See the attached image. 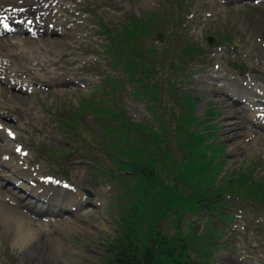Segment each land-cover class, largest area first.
Wrapping results in <instances>:
<instances>
[{"label": "rangeland", "instance_id": "1", "mask_svg": "<svg viewBox=\"0 0 264 264\" xmlns=\"http://www.w3.org/2000/svg\"><path fill=\"white\" fill-rule=\"evenodd\" d=\"M104 1L73 0L70 10H61L67 14L63 16H68V26H72L76 30L77 36L78 32L82 30L80 28L82 22L89 24L94 22L98 24L101 21L109 26L114 34H117L119 31H123L121 24L131 19L142 21L152 14L164 17L162 10L164 0H106V3H103ZM69 2L70 0H68ZM106 7L110 11L108 9L105 10ZM184 8H186V5H184ZM247 15L250 17L252 13H247ZM130 16L131 18H129ZM165 23L167 26L170 24L168 19H166ZM167 26H165L166 29L168 28ZM243 27H246L245 23H241L233 18L230 21L225 17L212 26V30L219 34L231 30L235 38L230 42V45L237 44L238 40H240L239 44L243 45V52L241 54H237V46L234 50L229 47L227 51L220 52L225 54L223 62H219L214 57H206L207 60L203 62L202 75H198L192 71L195 68H200L202 64L199 58H192V62L188 65L187 69L189 77L186 71L183 74L178 73V78L174 80L172 77L162 79L164 74L160 77L161 113L163 114L167 129L170 132L173 131V133L167 134L166 138L172 140L173 135L176 134L174 130L182 132L178 134V138L174 137V142L177 141L179 143L177 146L173 141L167 146V150H171L174 156L171 153H162L160 147L159 180L166 185L168 182L174 181L183 170V152L181 151L180 144L187 145L188 139L191 137L189 132L184 131L180 127L183 123H187V116L191 118L190 114L185 112L184 106L181 104L184 103L180 99L182 97L177 96V94L180 96L184 93L196 100L197 106L194 114L198 115L200 120L204 119L206 110L213 109L216 112V115L212 119L213 125H215L214 129L209 133L210 136L207 137L204 144H201L200 140H196L192 147H185L184 151L189 159L194 160L195 155H199L200 158L209 155L216 156L214 150L216 148L215 143H217L220 144L219 148L221 151L216 157L218 159L219 157L221 158L219 159V163H221L224 172L243 171L247 167L254 165L256 169L255 175L257 174L259 178H264V133L253 129L245 122L244 126L240 129L241 138L239 137L237 140L240 142V146L242 143L243 147L238 146L235 141L236 138H229L228 135L230 133L224 132V124L233 121L231 117H227V111L230 110H227L225 105L219 100V97L209 90L210 85H205L200 79V76H205L207 73L209 76L217 74L218 78L225 80L237 78L241 83L247 82V79L249 78L250 80V77H252L251 86L256 84L264 87V58L261 61H257V58L246 59L247 52L251 53V51L259 50V45L255 43L254 36L248 37V34L246 36L243 35V33L249 32L244 31ZM67 33L69 32L67 31ZM74 33L72 34L74 35ZM62 37L65 45L61 47V50L66 53L72 52L76 56V51L80 52L79 48L76 49V43L79 42L80 44L85 39L83 35L81 37L78 36L76 41L68 35ZM163 37L165 38V35ZM84 41L85 44H88L90 54L93 53L97 56L101 51L103 53L101 57L107 59L110 63L109 54H105L107 50L103 47L106 44V39L103 36L93 33V35L88 36ZM153 41L154 39H151V43ZM173 44L175 43L173 42ZM230 51L232 52V56H230ZM208 61L209 63L205 64ZM241 63H243L242 69L235 68ZM99 65L95 64L93 69H97ZM102 65L104 69L108 70L106 62H103ZM217 66L220 67V70L216 73L215 69ZM98 68L103 70V68ZM115 73L117 74L116 76L119 75L118 77L121 81L123 80L126 83V76H123L122 69L117 68L113 74ZM168 74L169 72H167ZM169 78L171 79L170 83L166 81ZM239 86L241 87V85ZM81 90L85 92L81 95L87 98L86 102L95 101L99 103L102 100L103 104H108L105 102L106 96H103L104 94L100 95V99L93 89L89 88L88 83L78 89L77 87L69 86L67 88L56 89L55 91L33 87L32 91L27 90L19 94L7 89L9 93L6 98L9 97L14 102V104L11 102L12 107L18 110L15 117H18L24 123L33 121L31 125L18 130V133L22 134L18 135L20 138L14 140L13 144L23 142L26 145L25 150L29 154L27 160L30 162L34 161L32 163L34 166L43 164L44 172L50 170L49 174H53L52 176H55L56 179L70 181L74 187L76 186V191L82 194H85L87 191L90 192L93 199L96 200V206L87 212L81 210L77 214L54 219V225L51 228H46V230L41 229L40 221H32L30 227L34 231L33 236L29 238L28 231L26 230L27 232L24 231L23 236L17 239L14 227L5 221V217L7 214L14 216L25 215L21 209L17 210L18 207L12 201H1L0 264H115L113 258L116 251L112 247L117 242H120V236L123 234V228L120 223L124 213L120 205L115 204V195L119 194V189L117 188L118 191L115 189L114 182L111 180L115 177L114 174L102 177L99 175L94 176V173L90 171L91 167L94 166V163H92L94 159H98L102 163V168H100L102 171L104 169L113 171V166L101 149L91 154L84 152L81 149L80 138L71 139L67 134V128L65 126L59 127V123L55 121L56 117L54 116L64 117L65 114L62 110H65L67 113L75 111V107L81 102V99L78 97ZM115 94L120 95L115 90V85H113L110 90L108 89L106 95L114 96ZM130 104L126 99L120 102V105L126 108H132ZM136 109L140 110L139 108ZM125 115L128 116L126 112ZM134 115L135 119L142 116L138 111ZM34 116H40V118L33 119ZM28 117L32 120L26 121ZM82 118L83 120H87L90 118V115H83ZM174 119L177 124L180 122L178 126H176ZM137 122L144 124L147 121L138 120ZM5 123L9 124V127L14 128L13 125H15L16 121L4 122V126L6 125ZM203 130L199 128L200 132H203ZM97 135L101 136V133ZM142 139L132 138L130 144L133 146L135 140L140 142ZM151 139L153 140L154 138L150 137L149 140ZM92 142L96 144L97 148L100 145L99 142H95L94 140ZM142 155L144 156V154ZM84 157H88L89 160L79 161V159ZM132 157L133 152L130 158ZM171 159H173L174 163ZM66 170L69 172V179L68 177L66 179L62 173V171ZM125 176H128L127 173ZM124 187L126 189L129 188L127 185ZM130 201H132V198L120 201V204L128 205ZM235 208H240L245 218L244 220H249L251 223L246 227L243 222L242 225L238 224V231L233 233L235 236L233 238L235 252L220 250L216 254V264H264V211L246 209L242 203H237ZM198 221L201 223L200 230L203 224L202 220ZM261 224L263 225V229H259ZM161 227L164 234L172 233V228L168 224H162ZM55 239H60L59 246L53 243ZM172 242L170 241L167 245ZM197 250L198 248H195L194 252L190 254L194 260L200 254Z\"/></svg>", "mask_w": 264, "mask_h": 264}, {"label": "bare ground", "instance_id": "2", "mask_svg": "<svg viewBox=\"0 0 264 264\" xmlns=\"http://www.w3.org/2000/svg\"><path fill=\"white\" fill-rule=\"evenodd\" d=\"M10 1L14 2L15 4L21 5L20 2L28 3L31 0H10ZM34 1L35 0H32V2H34ZM47 1H49V0H47ZM52 1L53 0H51V2ZM36 3H38L37 6L45 4L44 0H39V2L36 1ZM50 6H48V9H45V10L42 9L45 13L42 14V16H41V23L42 24H39V27H38L39 30H40V33L38 34V36H40V38H42L43 41H41L40 44L33 45L31 47H29L27 45V48H36L38 50L41 49L42 51H44L47 54L50 53V52L56 53V50H57L58 59H61L63 57V55H64L63 50H61V47H63L65 45V41L62 40V39H55L54 40L51 37L62 35L63 31L57 32V31H59V29H57V28H59V27H61L63 25H66L67 23H66V20H56L54 22V24H53L51 22V14L49 13L50 11H48ZM37 11H41V10H37ZM261 11L264 14V6L261 8ZM46 17L48 18V23H47L46 27L43 29L42 27H44L43 24H44V21L47 19ZM63 28H65V27H63ZM58 33H60V34H58ZM12 41H13V43H11V42L9 43L10 49L8 51H6L5 53L0 54L1 60L3 61L6 70L13 69L14 66H12V64L16 63L15 59L19 58L21 55H25L26 54V51H25L26 49L24 47H22V42L21 41H17V39H15V38ZM15 41H17V42L14 43ZM24 42H26V41H24ZM29 44H32V43H29ZM263 55H264V52H263ZM42 57L46 58L45 63H49L50 65H52V62L48 60V57H47L46 54H41V55L35 56L34 57V61H36L37 63H39V64H41L43 66V64L40 63ZM30 73H29V77L28 78H29V81H32L34 78H36V75L34 73H31V74ZM15 76H17V75H15ZM220 100L225 105V108H227V110H230V111H227V117H231L233 119V121H231V122L229 121V122H226L224 124V126H225V128H224L225 131L224 132L225 133L226 132L230 133V135H228L229 138H233V137L236 138L235 141L237 142V145L240 146V142H238L237 140L241 136L240 129L245 124V112H244V110L242 108H240V109L233 108V105L230 102H228V100L225 99V98H220ZM9 101H10V98L5 99V103L7 105L9 103ZM240 147H243L242 143H241ZM1 150L3 151V150H6V149L1 148ZM13 150H14V148H13ZM15 223L17 224L16 225V229L17 230L22 228V227H20L18 225V221H15ZM46 223L50 227L53 226V221L50 220L49 218H48ZM33 233H34V231L30 232L29 238L33 236ZM19 236H20V234H19ZM53 243L57 244V246H59L60 245V239H55L53 241Z\"/></svg>", "mask_w": 264, "mask_h": 264}, {"label": "trees", "instance_id": "3", "mask_svg": "<svg viewBox=\"0 0 264 264\" xmlns=\"http://www.w3.org/2000/svg\"><path fill=\"white\" fill-rule=\"evenodd\" d=\"M131 231L129 232V234ZM131 241L129 240V237H125L123 240H121V252L119 254L117 259L119 261V264H153V261L156 257V255L159 253L156 249L158 246H162L167 241L164 240L163 244H159L157 242H153L152 248H147L146 252L143 253V255L140 257L138 254V251L136 248L131 246ZM166 254L170 255V252H165ZM126 254V255H125ZM122 256V257H120ZM193 264V263H192Z\"/></svg>", "mask_w": 264, "mask_h": 264}]
</instances>
